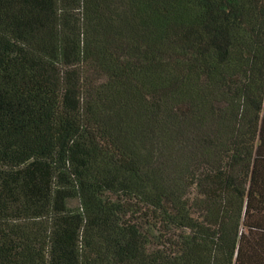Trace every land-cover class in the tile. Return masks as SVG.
<instances>
[{"label": "trees", "instance_id": "1", "mask_svg": "<svg viewBox=\"0 0 264 264\" xmlns=\"http://www.w3.org/2000/svg\"><path fill=\"white\" fill-rule=\"evenodd\" d=\"M0 264H264V0H0Z\"/></svg>", "mask_w": 264, "mask_h": 264}]
</instances>
